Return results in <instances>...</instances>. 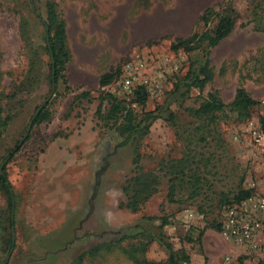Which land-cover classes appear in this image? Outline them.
<instances>
[{
    "label": "rangeland",
    "instance_id": "374dc122",
    "mask_svg": "<svg viewBox=\"0 0 264 264\" xmlns=\"http://www.w3.org/2000/svg\"><path fill=\"white\" fill-rule=\"evenodd\" d=\"M50 5L66 21L69 50L54 91L43 25ZM209 7L233 11L235 27L210 51L212 79L187 91L185 75L204 62L206 43L191 42V51L173 47L214 28L217 16L208 25L200 19ZM135 52L153 55L164 86L144 109L134 106L160 117L120 146L125 136L97 109L105 91L128 102L134 94H124L119 79L107 86L100 80ZM173 82H180L178 90ZM240 87L256 105L243 120L227 109L212 140L188 109L210 92L230 103ZM263 99L264 0H0V108L11 116L0 163L24 140L6 164L12 190L0 192V264H170L160 237L192 264H264V223L254 248L212 222L229 206L218 205L223 196L232 201L243 188L251 191L247 199L264 197ZM41 106L49 114L34 123ZM203 134L208 141H200ZM188 149L203 178L195 198L189 177L173 182L169 168ZM141 172L153 173L155 191L135 209L132 186Z\"/></svg>",
    "mask_w": 264,
    "mask_h": 264
},
{
    "label": "trees",
    "instance_id": "16d2710c",
    "mask_svg": "<svg viewBox=\"0 0 264 264\" xmlns=\"http://www.w3.org/2000/svg\"><path fill=\"white\" fill-rule=\"evenodd\" d=\"M213 16L218 17V22L214 28H208L202 33H194L189 38H179L173 49L179 50L181 47L190 48L188 50H193L195 47L191 45L193 41H198V46L202 43H206L204 48L205 59L202 65L198 68L192 66L185 75L183 81L184 85L188 88L187 91L192 90L193 87H199L202 89L207 82L212 79V70L210 67V51L213 47L217 46L224 38H226L235 27V17L233 11L224 10L222 12L215 11L214 8H207L200 19L205 22L206 25L209 24L210 19ZM45 39L47 40V33H49L50 46H46V51L48 56L52 60L54 58V63L51 61L49 63L50 69V82L53 84L51 91H54L56 85L58 84L60 78L62 77V71L65 69L66 63L69 59V50L67 44V30H66V21L63 18H59L56 10L53 5H50L48 8V18L47 21L43 22ZM48 44V41H47ZM197 46V47H198ZM55 70V71H54ZM122 73V67L119 68L116 73H105L100 80L101 86H107L112 83L114 80L119 79ZM178 76L177 73L173 75V78ZM172 78V77H171ZM180 87V82L176 85L173 82L172 90H175ZM171 90V91H172ZM87 93H82L79 97H86ZM150 93L145 86H138L134 91L133 100L128 102L126 98H120L115 93H110L105 91L101 97V102L97 109V114L105 120L108 124L115 125L116 129L119 131L120 135L125 136L124 140L120 142V146L128 145L136 136L140 134L147 133L150 127V124L157 118L160 117L159 114H155L153 111H142L141 113L136 111L134 104L141 106L143 109L148 101ZM107 103V107L104 108V103ZM257 101L253 99L246 89L240 87L238 88L235 97L230 103H225L222 98L216 92H210L208 96L204 99L201 105L197 108H189V114L197 120L199 123L198 129H203L209 132L210 135H213L219 118L226 113L227 109L230 108L231 111H235L240 119H245L249 117L251 109L256 105ZM48 104V103H47ZM47 106V105H46ZM44 107L35 117L34 123L41 122L47 118L49 110L47 107ZM105 109V110H104ZM175 118L173 113L170 114V118ZM11 121V116H4L2 114V109L0 108V142L3 136V133ZM262 129L264 130V118L262 119ZM205 133V132H204ZM219 138V137H218ZM215 133L212 140H215ZM219 142H223L219 138ZM200 141H208V136L204 134L201 135ZM24 143V140H19L15 147L10 150L8 155L4 158V161L0 163V192L2 190L11 192V184L8 179V174L6 170V164L14 157V155L20 150L21 145ZM192 143V142H191ZM222 146V144H219ZM189 153L185 157L178 159L177 161L172 162L169 166L171 169V174H173V182H187L186 177H189L188 182H191L193 194L190 198H195L201 194L199 184L202 182L203 178L199 173L193 169L194 157L191 149H188ZM155 178L151 172V176L148 173L141 172L139 173L134 180L132 186L133 198L130 203V206H133L135 209L138 204L144 200L149 193L155 191ZM174 184L171 196L174 194ZM251 195L250 190H245L243 188L239 189V192L235 195L234 199L231 201L228 197L219 200L218 205L229 204L232 205L236 202H240L245 198ZM212 201V202H211ZM211 207L213 208L215 203L213 200H210ZM224 208V207H223ZM203 211V210H202ZM218 214L223 215V209H218ZM12 222V221H11ZM167 221L164 220V224ZM217 224L218 229H221V220L212 221ZM150 236L154 237L153 234L148 233ZM160 241L169 251V262L170 264H192L188 253H177L172 244L168 242L164 237H160ZM14 247L12 243L11 248ZM140 264H148L147 262H139ZM240 264H246L241 262Z\"/></svg>",
    "mask_w": 264,
    "mask_h": 264
},
{
    "label": "built area",
    "instance_id": "2783aa9c",
    "mask_svg": "<svg viewBox=\"0 0 264 264\" xmlns=\"http://www.w3.org/2000/svg\"><path fill=\"white\" fill-rule=\"evenodd\" d=\"M153 55L148 56L143 52H135L122 66L119 78V88L126 95L134 94L138 86L147 87L151 96L162 91L164 81L161 76L155 74ZM165 65V64H163ZM151 70V75L147 72ZM180 70L174 65L172 73ZM260 107L264 112V99L260 101ZM222 233L235 239L239 243H246L251 247H257V236L262 231L264 223V197L252 196L241 202L229 205L223 209L221 220Z\"/></svg>",
    "mask_w": 264,
    "mask_h": 264
},
{
    "label": "water",
    "instance_id": "95a60500",
    "mask_svg": "<svg viewBox=\"0 0 264 264\" xmlns=\"http://www.w3.org/2000/svg\"><path fill=\"white\" fill-rule=\"evenodd\" d=\"M47 41H48V45L50 46L49 33H47ZM52 61H53V63H54V58H53V56H52ZM54 71H55V70H54ZM41 109H42V106L39 107V109L37 110L36 114H35L34 117H33V120L35 119V117L37 116V114L41 111ZM31 126H32V122L30 123V125H29V127H28V131L31 129ZM27 134H28V133H27ZM27 134H26V135H27Z\"/></svg>",
    "mask_w": 264,
    "mask_h": 264
},
{
    "label": "crops",
    "instance_id": "0c3cea01",
    "mask_svg": "<svg viewBox=\"0 0 264 264\" xmlns=\"http://www.w3.org/2000/svg\"><path fill=\"white\" fill-rule=\"evenodd\" d=\"M72 159V158H71Z\"/></svg>",
    "mask_w": 264,
    "mask_h": 264
}]
</instances>
